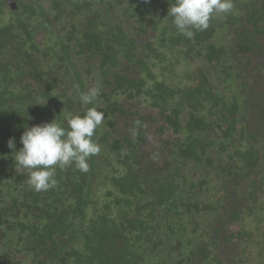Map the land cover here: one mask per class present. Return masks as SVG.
<instances>
[{"label":"trees","instance_id":"16d2710c","mask_svg":"<svg viewBox=\"0 0 264 264\" xmlns=\"http://www.w3.org/2000/svg\"><path fill=\"white\" fill-rule=\"evenodd\" d=\"M83 1L89 5L93 0ZM174 2L97 0V9L88 6L85 15L79 10L82 17L71 15L69 3L57 2L54 15L58 22L70 20L65 23L66 30H84L89 35L87 44L101 55L104 64L113 63L111 56L117 49L127 53L124 16L125 19L141 17L145 23L141 25L143 32H161L156 46L151 45L152 54L162 62L171 55L166 65L180 84H184V79L174 71L178 66L184 67L186 86L184 84L183 89L165 82L159 85L171 101L167 120L176 122L173 126L179 129L177 132L182 129L185 132L171 148L172 158L164 161L165 167L177 165L181 170L164 176L163 171H159L156 178L147 181L132 174L134 158L136 161L144 159L137 148L146 140L139 134L137 142L128 136L118 138L113 133V122L103 128L109 117L104 115L93 136L100 152L89 158V170L81 172L74 165L64 169L57 167V187L46 191L33 190L27 183V173L17 172L15 153L8 147L9 139L14 138L16 151H19L26 128L55 119L67 128L69 115H83L91 107L102 111L96 99L85 106L80 93L104 86L108 78L104 69L89 67L86 70L67 55L64 40L55 51L38 42L35 9L11 12L9 20L0 19V264L248 263L240 252L232 258L234 262L220 253V234L228 226L226 214L220 212L227 198L222 183L229 178H241V182L232 187L237 191L233 197L235 203L241 197L253 202L246 215H253L258 207L264 211V158L253 149L249 154H242L228 140V123L234 125L232 131L237 125L235 115L241 113L240 98L236 97V89L230 91L226 99L220 93L230 81L233 70L227 64L231 50L226 49L224 39L238 33L239 38H246L241 43L253 39V35L243 34L248 28L239 26V21L252 24L257 33H264V0L251 3L232 0L231 12L214 16L209 27L203 30L216 39L207 45L203 42L204 33L195 31L193 38H186L178 33L172 17L168 20L158 17L161 12H169ZM76 6L81 9L78 3ZM244 7L247 8L241 14ZM235 11H239L241 20ZM4 13L0 7V17ZM40 13L45 19L48 17L47 10ZM90 19L96 24L90 26ZM105 27H110L107 34ZM197 38L201 48L196 44ZM81 41L82 38L79 43ZM162 47L164 50L160 51ZM215 56L223 60L212 63ZM215 65L221 67L218 69L221 76H228L221 80L219 77V81H224L220 88H214L209 78L212 72L215 79ZM98 74L103 77L97 78ZM90 76L96 78L92 80ZM117 82L120 88L127 86L125 80L120 82L122 86ZM105 98L110 102L107 95ZM182 99L189 105L188 119L178 122L182 116ZM212 128L215 129L210 133ZM211 136L217 138V145ZM248 178V189L243 190ZM3 189L7 192H1ZM204 189L209 191L203 192ZM250 189L253 192H245ZM219 191L223 196L215 195ZM260 232L259 243L263 244L264 252V229ZM246 235L251 236L248 230L240 232L241 237ZM229 240L230 237L225 238L226 242Z\"/></svg>","mask_w":264,"mask_h":264},{"label":"flooded vegetation","instance_id":"af4514ba","mask_svg":"<svg viewBox=\"0 0 264 264\" xmlns=\"http://www.w3.org/2000/svg\"><path fill=\"white\" fill-rule=\"evenodd\" d=\"M243 1L251 3V1L255 0ZM57 2L69 3L73 11L71 15L76 14L79 17H82L79 10H82L85 15L88 12V6H91L93 10L98 7L97 0L90 1L89 5L84 4L83 0H0V7L5 11L4 14H1L0 19L5 20L8 18L9 20L11 12L24 13L27 9L33 8L36 11V17L34 18L36 26L35 37L38 42H42L43 46L55 51L61 48V42L64 40L66 42L67 55L70 54L77 63L79 61L81 65L85 66L86 70L89 67L97 68L98 70L104 69L103 71L106 72V77L108 79L107 82H103L104 86L97 88L98 96L96 98V101L100 103L102 112L105 115H109L103 128L105 129L108 122H113V133H115L118 138L123 139L125 136H128V138L137 142L139 134L146 140L142 146L140 145L137 148L140 154H144V159L139 158V161H136V158H134L135 165L130 172L135 175L138 174L140 177L142 176L144 181H147L146 179L151 180L159 171H163V176L169 173L176 174L181 168L177 165L167 168L165 167L166 163L164 161L171 160L172 157L169 155V152L172 151L171 148L173 145L184 136L183 133L185 132L183 129L177 132L179 129H175L173 126L176 122L172 119H170V121L167 120V115L169 116L171 113L168 111L171 101L168 100V97L164 94L167 92L160 88L159 85L165 82L166 84H171L173 87L183 89L185 78L184 76L181 77L184 79V84H180L179 82L181 81L177 80L178 77H176L174 73L168 71L170 68L167 67L166 64L170 63L169 60H171V55L162 62L152 54L151 51L153 46L151 45L154 44V46H156L155 42L158 40L161 32H143L144 29L141 28V25L145 23H143L144 21L141 17H138L136 14L138 19L135 17H133V19H125L126 16H124V20H122L125 21L126 24L125 33L128 42L127 53L124 54L123 51L117 49L111 56L113 63L104 64L101 55L97 53L93 46L87 44L90 40H86V37L89 35H87L84 30H66L64 28L67 27L65 23H70V20L63 22L55 20L54 11ZM77 3L81 6V9H77ZM246 8L247 7H244L242 12L240 10V13L242 14ZM42 10L48 11V17L46 19L40 13ZM253 11L258 12L257 10ZM168 13L169 12H161L158 17L160 19H171ZM234 13L238 16L239 20H241L239 11H235ZM147 20H151V18ZM94 24H96V21L90 19L89 25L93 26ZM238 25L243 28H248V30L245 29L243 34H247L249 37L253 35V39H248L246 44L241 43V41L246 40V38H239V33L229 35L224 39L227 43V46L224 43L226 49L228 48L231 50L228 54L231 59L229 62L225 59V62H228L227 64L229 67L232 66L233 70L229 77L230 81L227 84L225 83V88L221 91L220 95L223 99H226L229 92L236 89V97L240 98L239 108L241 110L240 115H235V118H237V125H235V128L231 131V127L234 125H230L231 123H228L229 126L228 124L226 125L230 132L228 140L236 145L242 154H249L253 149L259 151L262 158H264V33H257L252 24L239 21ZM109 29L110 27L104 28L105 34L108 33ZM46 30L49 31L45 32ZM199 33H204L202 36L205 39L203 41L206 43L205 45L213 44V42L216 41L209 32L200 31ZM81 38L82 41L79 43ZM219 42L223 43L222 41ZM196 44L201 48V41L198 38L196 39ZM243 44L245 48L241 47ZM161 50H164V47L160 48V51ZM238 51H241V54L238 55ZM217 59L223 60V57L219 58V56H215L212 63ZM137 63H139V66H137ZM215 68L216 69L213 70L215 79L212 77V72L209 74V78L210 82H213L211 85L214 88L216 86L220 88V85H222L224 81H219V77L221 80L223 77L227 78L228 76H221L218 72V69L221 68L219 65H215ZM96 72L97 71L94 70V73ZM174 72L176 73V71ZM95 76L100 79L103 77L102 74ZM95 76L90 77L93 80L96 78ZM151 76L153 78H150ZM117 80L119 83L125 80L127 86H122L120 83L122 86L120 88ZM105 95L108 96L107 99H109L110 102L106 100ZM182 100L183 103H180L182 116L178 122H184L188 119L187 112L189 105L185 99ZM214 129L212 128L209 132L211 133ZM151 136H155V139L149 149V142L153 139H151ZM210 139L217 145V138L215 136H211ZM166 178L167 177L164 179ZM249 178L252 180L250 169ZM249 178L245 181V186L242 187L243 190L248 189L246 187ZM240 179L241 178L238 177L229 178L225 183H222L223 187L226 188L227 193H225V196L227 195V198H224L225 206L220 212L226 214L228 226L225 228L226 231L220 234V253L230 259L231 262H234L232 258L235 257L236 253L240 252L241 256L245 257L246 261L248 260L247 264H264L263 244H260L258 241L257 253L256 256H253L251 252L247 253L245 250L246 247H244L250 241L249 239L251 236L246 235L244 238L240 236V232L245 229V217L252 216V214L246 215L248 207L249 205H254L253 202L248 199L244 200L242 197L235 203L233 197L236 195L234 192L237 191L232 187L237 182L239 184V182H241ZM208 191L209 190L204 189L203 192ZM221 192L219 191V194L215 195L219 197L224 194ZM245 192L249 194L253 192V190L250 189ZM229 194L232 195L229 196ZM204 197H206V195H204ZM255 210H259V212L262 211L259 207ZM261 213H263V215L259 223L261 221V226L264 227V211ZM254 214L253 212V215ZM233 225H238L240 229L238 231H235L236 229L233 230ZM227 237H230L229 242L225 241ZM235 241L238 242L240 247ZM261 253L263 257H259Z\"/></svg>","mask_w":264,"mask_h":264},{"label":"clouds","instance_id":"9594fccd","mask_svg":"<svg viewBox=\"0 0 264 264\" xmlns=\"http://www.w3.org/2000/svg\"><path fill=\"white\" fill-rule=\"evenodd\" d=\"M234 5L232 0H175L170 6L168 16L173 18L178 33L193 38L195 31L209 27L214 16L230 13ZM98 89L91 87L80 93L81 102L93 103ZM104 113L91 107L83 115L66 117L67 128L56 123L36 125L23 132V145L16 151L14 138L8 141L13 149L17 172L25 171L27 183L35 191H46L57 187L56 168L75 166L81 172L89 170L88 160L100 152V146L94 142L96 129L104 120Z\"/></svg>","mask_w":264,"mask_h":264},{"label":"rangeland","instance_id":"374dc122","mask_svg":"<svg viewBox=\"0 0 264 264\" xmlns=\"http://www.w3.org/2000/svg\"><path fill=\"white\" fill-rule=\"evenodd\" d=\"M183 71H184L183 66H178L176 68V74H178L180 77L184 76ZM154 137L155 136H153V137L151 136V139L152 138L153 139L151 142H149V149H150L151 144H153V142H154V139H155ZM119 169H120V167H119ZM1 192H7V191L5 189H3V190H1ZM254 213L255 214L252 216H246L245 217L244 228L250 232L251 238L249 239L250 241L247 243V245L244 246V247H246V249L245 248L244 249L247 251V253L251 252L253 256H256L257 247H258L257 243L259 241L258 234L261 233L260 231H261V228L263 227V226H261V221L259 223V220L262 217L263 213H261V212L259 213V210H255ZM232 229L233 230L236 229L235 231H238L240 229V227L238 225H233ZM263 229H264V227H263ZM262 236H264V233L262 234ZM235 243L240 247L238 242L235 241Z\"/></svg>","mask_w":264,"mask_h":264}]
</instances>
